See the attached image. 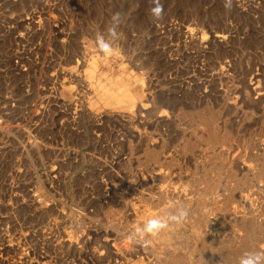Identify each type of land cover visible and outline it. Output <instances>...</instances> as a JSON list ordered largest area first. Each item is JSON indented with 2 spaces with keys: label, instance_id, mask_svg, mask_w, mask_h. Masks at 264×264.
<instances>
[{
  "label": "rangeland",
  "instance_id": "374dc122",
  "mask_svg": "<svg viewBox=\"0 0 264 264\" xmlns=\"http://www.w3.org/2000/svg\"><path fill=\"white\" fill-rule=\"evenodd\" d=\"M160 3L0 0V264L264 251V0ZM179 207L150 245L125 241Z\"/></svg>",
  "mask_w": 264,
  "mask_h": 264
},
{
  "label": "clouds",
  "instance_id": "9594fccd",
  "mask_svg": "<svg viewBox=\"0 0 264 264\" xmlns=\"http://www.w3.org/2000/svg\"><path fill=\"white\" fill-rule=\"evenodd\" d=\"M153 7L150 8V14L154 19L161 18L163 14V5L160 0H153ZM119 20V14L113 16V26L107 29V35L97 33L96 45L100 52L105 56H110L115 51V41L119 39L115 24ZM166 190V186L162 187ZM172 206L171 204L169 205ZM188 213L183 207L177 208L174 214H165L153 216L142 222L133 225L131 233L125 237L128 244L142 243L150 245L151 238L158 236L162 231L169 229L172 225H178L183 222ZM237 264H264V251H248L238 258Z\"/></svg>",
  "mask_w": 264,
  "mask_h": 264
},
{
  "label": "bare ground",
  "instance_id": "6f19581e",
  "mask_svg": "<svg viewBox=\"0 0 264 264\" xmlns=\"http://www.w3.org/2000/svg\"><path fill=\"white\" fill-rule=\"evenodd\" d=\"M120 102H121V99H120L119 102H118L119 105L121 104ZM124 104H125V103H124Z\"/></svg>",
  "mask_w": 264,
  "mask_h": 264
}]
</instances>
